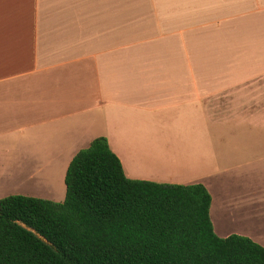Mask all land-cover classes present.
Instances as JSON below:
<instances>
[{
	"label": "crops",
	"instance_id": "0c3cea01",
	"mask_svg": "<svg viewBox=\"0 0 264 264\" xmlns=\"http://www.w3.org/2000/svg\"><path fill=\"white\" fill-rule=\"evenodd\" d=\"M98 137L264 247V0H0V198L63 202Z\"/></svg>",
	"mask_w": 264,
	"mask_h": 264
},
{
	"label": "trees",
	"instance_id": "16d2710c",
	"mask_svg": "<svg viewBox=\"0 0 264 264\" xmlns=\"http://www.w3.org/2000/svg\"><path fill=\"white\" fill-rule=\"evenodd\" d=\"M63 202L0 199V264H264L251 239L218 237L202 184L125 177L104 137L69 163Z\"/></svg>",
	"mask_w": 264,
	"mask_h": 264
},
{
	"label": "rangeland",
	"instance_id": "374dc122",
	"mask_svg": "<svg viewBox=\"0 0 264 264\" xmlns=\"http://www.w3.org/2000/svg\"><path fill=\"white\" fill-rule=\"evenodd\" d=\"M245 171V169H241L240 171H235V172H232V173H228V174H226V176L225 177H223V178H229V177H231V176H233L234 174H237V173H242V172H244ZM219 179H215V184L217 185V181H218ZM212 193H213V196L215 197L214 198V204H215V206L217 205V202H218V199H219V192H218V188H217V186H215L214 187V191H212ZM2 198H5V196H2L0 199H2ZM56 203V202H55ZM209 216H210V218H211V222H212V219L214 220V223H217V221L215 220V218H216V210H215V207H214V210L212 211L211 209H210V214H209ZM212 224H213V222H212ZM216 228L217 229H214V231L216 230L217 232H218V227L216 226ZM215 234H216V232H215ZM217 235V234H216Z\"/></svg>",
	"mask_w": 264,
	"mask_h": 264
}]
</instances>
